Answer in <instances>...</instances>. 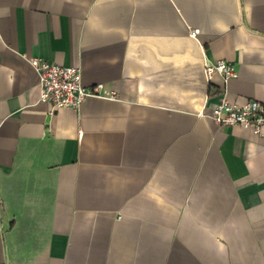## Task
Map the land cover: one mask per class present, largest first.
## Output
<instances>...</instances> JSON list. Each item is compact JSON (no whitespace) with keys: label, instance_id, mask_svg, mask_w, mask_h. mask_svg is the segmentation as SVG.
<instances>
[{"label":"crops","instance_id":"1","mask_svg":"<svg viewBox=\"0 0 264 264\" xmlns=\"http://www.w3.org/2000/svg\"><path fill=\"white\" fill-rule=\"evenodd\" d=\"M31 57L115 96L50 113ZM223 97L264 104V0H0V264H264V139Z\"/></svg>","mask_w":264,"mask_h":264},{"label":"built area","instance_id":"2","mask_svg":"<svg viewBox=\"0 0 264 264\" xmlns=\"http://www.w3.org/2000/svg\"><path fill=\"white\" fill-rule=\"evenodd\" d=\"M199 29L191 31L196 37ZM29 65L36 72L39 86V101L50 105V113L58 108L79 107L88 97L113 98L114 91L106 92L102 84L86 87L82 83V71L79 67L64 66L39 57L28 58ZM207 80L213 74L222 76L223 81L237 76L233 66L225 61L204 62L203 68ZM211 108L208 117L219 127L240 126L250 130L255 136L264 139V104L258 100H247L243 104L221 98Z\"/></svg>","mask_w":264,"mask_h":264}]
</instances>
